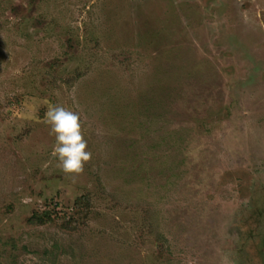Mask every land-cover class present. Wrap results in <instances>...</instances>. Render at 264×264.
Wrapping results in <instances>:
<instances>
[{
	"label": "rangeland",
	"instance_id": "obj_1",
	"mask_svg": "<svg viewBox=\"0 0 264 264\" xmlns=\"http://www.w3.org/2000/svg\"><path fill=\"white\" fill-rule=\"evenodd\" d=\"M0 264H264V0H0Z\"/></svg>",
	"mask_w": 264,
	"mask_h": 264
},
{
	"label": "clouds",
	"instance_id": "obj_2",
	"mask_svg": "<svg viewBox=\"0 0 264 264\" xmlns=\"http://www.w3.org/2000/svg\"><path fill=\"white\" fill-rule=\"evenodd\" d=\"M45 123L49 126V134L54 136L51 155L58 167L65 174L81 173L91 152L86 150L88 142L81 132L79 114L62 105H52L45 113Z\"/></svg>",
	"mask_w": 264,
	"mask_h": 264
}]
</instances>
